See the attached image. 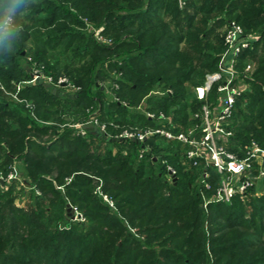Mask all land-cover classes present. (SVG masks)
I'll return each instance as SVG.
<instances>
[{
  "label": "trees",
  "instance_id": "1",
  "mask_svg": "<svg viewBox=\"0 0 264 264\" xmlns=\"http://www.w3.org/2000/svg\"><path fill=\"white\" fill-rule=\"evenodd\" d=\"M231 21L256 37L237 59L252 69L219 142L242 157L251 141L264 148V0H33L19 39L0 41V175L16 164L27 188L0 183V264H264L262 181L204 207L220 176L192 165L188 145L152 135L139 158L143 144L119 137L160 126L145 111L170 116L173 131L201 122L195 87L216 70ZM34 70L52 81L27 84ZM91 116L104 130L68 125Z\"/></svg>",
  "mask_w": 264,
  "mask_h": 264
},
{
  "label": "built area",
  "instance_id": "2",
  "mask_svg": "<svg viewBox=\"0 0 264 264\" xmlns=\"http://www.w3.org/2000/svg\"><path fill=\"white\" fill-rule=\"evenodd\" d=\"M255 39V36L245 33L238 23L229 22L224 34V50L219 56L216 70L206 73L203 83L195 87L196 97L203 100L199 112L201 122L198 125L187 130L173 131L170 129L172 126L170 116L163 112L145 111V115L160 126L146 127L135 131L125 129L119 134L121 138L134 139L141 144L147 137L159 135L165 139H174L188 145L185 158L192 165L202 162L204 168L210 167L220 176L214 193L209 198L202 194L204 207L212 201L230 203L234 196H244L258 179L264 183V148L257 142L251 141L244 156L239 157L227 151L224 145L219 143L227 141V137L230 135L227 126L233 113L234 104L236 98L246 89L243 78L245 75H249L252 68V65L247 63L242 70H239L236 66L237 59L240 53L247 49ZM34 71L35 79L45 78L47 82L52 81L50 77H44L37 70ZM65 82V78L60 77L55 85H66ZM212 96H214V101L211 100ZM89 124L93 127L99 126L101 130L105 128L103 124L99 125L94 118H91ZM86 125L78 124L82 132ZM150 149L149 145H141L138 157L141 158L146 153H151ZM167 171L170 176L175 174L174 169L168 164ZM207 176L204 169L201 181L206 188H209L208 183L204 180ZM12 177V172L5 179L0 175V179L3 181ZM104 199L112 205V202L105 196ZM74 217L81 219L79 214Z\"/></svg>",
  "mask_w": 264,
  "mask_h": 264
},
{
  "label": "rangeland",
  "instance_id": "3",
  "mask_svg": "<svg viewBox=\"0 0 264 264\" xmlns=\"http://www.w3.org/2000/svg\"><path fill=\"white\" fill-rule=\"evenodd\" d=\"M233 22H235V21H233ZM237 23V22H236ZM240 25V24H239ZM87 32H92V29H91V27H87ZM98 31L99 30H96V32H95V37L97 38V40H99L100 38H98V37H101L102 39L101 40H99L100 42H106V43H111L109 40H108V37H106V36H104V35H101V34H99L98 33ZM248 34V33H247ZM251 35V34H250ZM254 36V35H253ZM104 40V41H103ZM239 69V68H238ZM252 69V68H251ZM240 70V69H239ZM32 75V80H30V81H27L26 83L27 84H32V83H34V81H36V79L34 78V75H35V71H32V73H31ZM18 84V83H17ZM25 83H21V85H24ZM105 85H107V83H105ZM55 88H57V87H55ZM104 88V87H103ZM78 89L76 88H72V87H67V88H65L64 89V92H62V94L64 95V96H70V97H72L73 95H74V93L77 91ZM105 97H107L108 99H112V94H111V92L109 91V90H105ZM61 99H62V102L64 103L65 102V99H64V97L63 96H61ZM211 100L212 101H214V96H212V98H211ZM143 105H144V103H142L140 106H138L137 108H136V110H141L142 108H143ZM68 106V105H67ZM67 106H65L66 108H67ZM71 111H72V109H70L69 108V110H67V112L65 113V116H64V118H66L67 120H71L72 119V114H71ZM91 118H93L92 116H91ZM91 118L89 119V120H87L86 122H85V124H87V125H90L89 124V121L91 120ZM69 126H71V127H73V128H77L78 129V131H79V133H81L82 135H85V131H83L82 132V130H80V128H79V126H78V124H68ZM131 131H133V130H131ZM49 135H42V136H40V139L42 140V141H44L45 143H47L48 141H49ZM14 170H12L11 172H12V174H13V177L11 178V179H8V180H4V181H6L7 182V184H9L10 182H11V180H13V179H18L17 180V183L19 184V181L21 180V174H20V171L19 170H17V166H16V164H15V167L13 168ZM261 181H260V179H258L257 181H256V188H257V193H260L261 192V188H262V186H261ZM18 186H22V188H23V190L25 191V192H27V188H25V186L24 185H21V184H19ZM19 191H18V189H17V187L15 188V192H14V194L15 195H17V198L15 199V204L16 205H19V206H23V204H24V202H25V196H24V193H18ZM106 197V196H105ZM108 199V198H107ZM73 209V212H72V214L74 215V216H76V214H79L80 215V217H81V219H83V217H82V214L77 210V209H75V207L74 208H72Z\"/></svg>",
  "mask_w": 264,
  "mask_h": 264
},
{
  "label": "clouds",
  "instance_id": "4",
  "mask_svg": "<svg viewBox=\"0 0 264 264\" xmlns=\"http://www.w3.org/2000/svg\"><path fill=\"white\" fill-rule=\"evenodd\" d=\"M32 2L33 0H0V41L13 36L19 39L23 29L20 20Z\"/></svg>",
  "mask_w": 264,
  "mask_h": 264
},
{
  "label": "water",
  "instance_id": "5",
  "mask_svg": "<svg viewBox=\"0 0 264 264\" xmlns=\"http://www.w3.org/2000/svg\"><path fill=\"white\" fill-rule=\"evenodd\" d=\"M64 85L65 84H62V86H64ZM172 177H173V180L176 179V177L174 175ZM0 183H3V180L2 179H0ZM68 211H70V214H72V212H73V209L71 207H69V205H68ZM72 219H75L74 215H72Z\"/></svg>",
  "mask_w": 264,
  "mask_h": 264
}]
</instances>
